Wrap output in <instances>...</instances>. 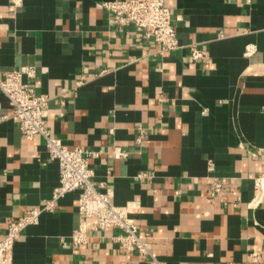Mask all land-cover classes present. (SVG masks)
Returning a JSON list of instances; mask_svg holds the SVG:
<instances>
[{
    "label": "crops",
    "instance_id": "0c3cea01",
    "mask_svg": "<svg viewBox=\"0 0 264 264\" xmlns=\"http://www.w3.org/2000/svg\"><path fill=\"white\" fill-rule=\"evenodd\" d=\"M106 1L0 0V79L36 68L27 81L49 99L45 125L98 153L93 182L116 205L137 203L160 261L264 264V0H165L181 45L171 52L112 23ZM214 179L223 189L211 198ZM58 185L45 140L21 132L0 91V240ZM79 194L24 230L11 264H149L116 228L74 246Z\"/></svg>",
    "mask_w": 264,
    "mask_h": 264
},
{
    "label": "built area",
    "instance_id": "2783aa9c",
    "mask_svg": "<svg viewBox=\"0 0 264 264\" xmlns=\"http://www.w3.org/2000/svg\"><path fill=\"white\" fill-rule=\"evenodd\" d=\"M12 2L19 6L21 0ZM103 6L112 23L120 26L134 25L143 30L148 38L160 45L161 52L181 48L165 0H111L106 1ZM191 57L199 61L203 60L205 55L196 45H191ZM35 76L34 66L10 70L0 79V91L7 97L21 132L28 139L41 136L45 140L49 160L57 163L59 167V185L54 190L52 199L43 201L26 210L22 216L9 221L0 240V264H11L14 245L24 230L39 223L42 213L53 211L56 202L73 191H80L78 198L80 222L72 234L74 246L85 245L90 231L107 232L116 228L121 231L116 238L124 243L127 251L146 257L149 264H165L152 252L148 243L150 238L148 233L142 232L132 217L139 208L137 203L116 205L113 191L111 189L103 191V184L96 185L93 182L94 171L89 159L97 157L98 153L66 147L45 125L44 111L49 99L38 94L27 81ZM119 155L125 157L127 153L122 151ZM260 181L261 179H258L256 184L260 185ZM222 189L223 183L214 179L210 184L209 196L216 198Z\"/></svg>",
    "mask_w": 264,
    "mask_h": 264
}]
</instances>
